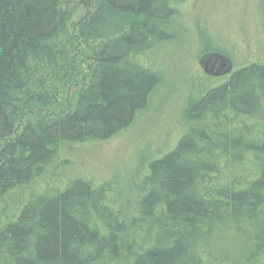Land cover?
I'll return each instance as SVG.
<instances>
[{
  "label": "trees",
  "instance_id": "obj_1",
  "mask_svg": "<svg viewBox=\"0 0 264 264\" xmlns=\"http://www.w3.org/2000/svg\"><path fill=\"white\" fill-rule=\"evenodd\" d=\"M93 1L74 28L77 0H0V264L261 261L263 58L188 102L181 136L147 163L130 216L112 205L107 182L54 181L68 148L112 138L147 106L162 75L142 58L169 40L166 21L188 0ZM78 43L71 109L18 127L23 113L60 102Z\"/></svg>",
  "mask_w": 264,
  "mask_h": 264
},
{
  "label": "rangeland",
  "instance_id": "obj_2",
  "mask_svg": "<svg viewBox=\"0 0 264 264\" xmlns=\"http://www.w3.org/2000/svg\"><path fill=\"white\" fill-rule=\"evenodd\" d=\"M77 2L74 28L94 9L93 0ZM166 26L169 40L142 58L162 75L147 106L137 113L129 127L112 138L68 148V167L60 172V177L57 174L53 178L56 183H63L64 176L73 173L96 183L107 182L112 205L125 217L131 215L140 194V179L147 163L171 149L181 136L188 102L228 75L214 77L204 73L198 64L199 56L213 48L221 49L231 58L232 71L257 58L264 59V0H188L178 5L177 14L166 21ZM79 54L78 43L74 54L77 76L60 102L23 113L18 127L37 113L71 109L83 69ZM46 180L49 178L39 179L34 187L43 186ZM255 264H264V258Z\"/></svg>",
  "mask_w": 264,
  "mask_h": 264
},
{
  "label": "water",
  "instance_id": "obj_3",
  "mask_svg": "<svg viewBox=\"0 0 264 264\" xmlns=\"http://www.w3.org/2000/svg\"><path fill=\"white\" fill-rule=\"evenodd\" d=\"M203 72L214 77L224 76L232 71V62L224 54L217 51L204 52L198 58Z\"/></svg>",
  "mask_w": 264,
  "mask_h": 264
}]
</instances>
